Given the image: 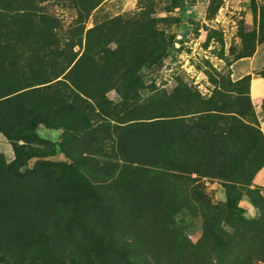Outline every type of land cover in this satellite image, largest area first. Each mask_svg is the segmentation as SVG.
I'll list each match as a JSON object with an SVG mask.
<instances>
[{
  "label": "trees",
  "instance_id": "16d2710c",
  "mask_svg": "<svg viewBox=\"0 0 264 264\" xmlns=\"http://www.w3.org/2000/svg\"><path fill=\"white\" fill-rule=\"evenodd\" d=\"M101 1L0 0V133L13 151L0 152V264L264 261V197L253 183L264 131L250 103L218 85L197 96L182 80L141 96L140 70L169 56L171 42L149 19L86 27ZM53 2L74 9L66 28ZM252 16L239 57L264 41V0ZM40 124L63 130L57 145L35 133ZM202 178L220 181V204L191 193ZM180 208L202 215L196 241L168 229L166 214Z\"/></svg>",
  "mask_w": 264,
  "mask_h": 264
},
{
  "label": "rangeland",
  "instance_id": "374dc122",
  "mask_svg": "<svg viewBox=\"0 0 264 264\" xmlns=\"http://www.w3.org/2000/svg\"><path fill=\"white\" fill-rule=\"evenodd\" d=\"M254 2L262 4L263 0H102L90 11L85 25L88 27L95 21L114 16L151 20L171 42L172 49L161 63L140 70L138 92L141 96H146L155 87H172L180 80L201 97L209 96L217 85L230 88L233 96L250 103L253 110L250 121L264 131V76L257 74L264 67V41L256 44L251 55L239 57L241 27L257 28L252 16ZM46 6L61 18L62 28L75 17L71 4L53 2ZM246 75L250 78L235 84ZM257 81V88H261L259 93L253 90ZM106 96L113 102L120 100L114 89ZM35 133L57 145L63 130L40 124ZM0 152L6 160L13 158L11 145L1 133ZM54 158L62 159L58 149ZM253 183L260 186L264 197V166L255 174ZM190 191L214 204H220L224 199L223 187L217 179L202 178ZM238 204L247 217L255 216L249 202L241 200ZM166 215L168 229L180 231L192 241L200 237L202 215L199 210L180 208ZM252 264H264V261L254 260Z\"/></svg>",
  "mask_w": 264,
  "mask_h": 264
},
{
  "label": "bare ground",
  "instance_id": "6f19581e",
  "mask_svg": "<svg viewBox=\"0 0 264 264\" xmlns=\"http://www.w3.org/2000/svg\"><path fill=\"white\" fill-rule=\"evenodd\" d=\"M260 82H261V81H260ZM257 83H259V81L255 82L254 89L252 88V89L255 91V93H259V92H260V89H261L260 87H259L260 89L257 88V86H256ZM259 86H260V85H259ZM261 86H262V85H261ZM262 89H263V87H262Z\"/></svg>",
  "mask_w": 264,
  "mask_h": 264
},
{
  "label": "crops",
  "instance_id": "0c3cea01",
  "mask_svg": "<svg viewBox=\"0 0 264 264\" xmlns=\"http://www.w3.org/2000/svg\"><path fill=\"white\" fill-rule=\"evenodd\" d=\"M263 89H264V86H263Z\"/></svg>",
  "mask_w": 264,
  "mask_h": 264
}]
</instances>
